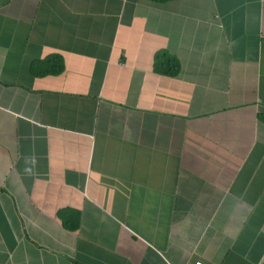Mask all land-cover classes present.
Segmentation results:
<instances>
[{"label": "crops", "instance_id": "1", "mask_svg": "<svg viewBox=\"0 0 264 264\" xmlns=\"http://www.w3.org/2000/svg\"><path fill=\"white\" fill-rule=\"evenodd\" d=\"M196 260L264 264V0H0V264Z\"/></svg>", "mask_w": 264, "mask_h": 264}, {"label": "built area", "instance_id": "2", "mask_svg": "<svg viewBox=\"0 0 264 264\" xmlns=\"http://www.w3.org/2000/svg\"><path fill=\"white\" fill-rule=\"evenodd\" d=\"M192 264H206V263H204V262H202V261H199V260H196V261H194Z\"/></svg>", "mask_w": 264, "mask_h": 264}, {"label": "trees", "instance_id": "3", "mask_svg": "<svg viewBox=\"0 0 264 264\" xmlns=\"http://www.w3.org/2000/svg\"><path fill=\"white\" fill-rule=\"evenodd\" d=\"M166 58V56H164ZM166 59H169L168 57ZM161 62V57L158 59V64ZM175 63V65L177 66V62L173 61ZM169 65V64H168Z\"/></svg>", "mask_w": 264, "mask_h": 264}]
</instances>
